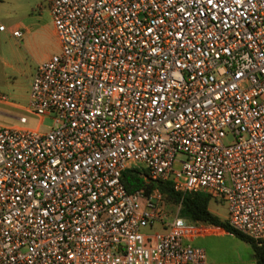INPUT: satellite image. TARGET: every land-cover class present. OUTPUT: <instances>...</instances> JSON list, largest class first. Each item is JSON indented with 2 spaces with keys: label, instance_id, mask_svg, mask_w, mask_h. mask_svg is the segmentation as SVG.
I'll return each instance as SVG.
<instances>
[{
  "label": "built area",
  "instance_id": "2783aa9c",
  "mask_svg": "<svg viewBox=\"0 0 264 264\" xmlns=\"http://www.w3.org/2000/svg\"><path fill=\"white\" fill-rule=\"evenodd\" d=\"M48 8L60 50L38 65L28 110L52 125L0 126V264H207L188 241L220 228L182 219L157 189L128 192L126 171L208 195L264 244V0Z\"/></svg>",
  "mask_w": 264,
  "mask_h": 264
},
{
  "label": "rangeland",
  "instance_id": "374dc122",
  "mask_svg": "<svg viewBox=\"0 0 264 264\" xmlns=\"http://www.w3.org/2000/svg\"><path fill=\"white\" fill-rule=\"evenodd\" d=\"M45 23V38L43 47L36 56L22 53L20 59H12V68H0V93L8 98L9 104L0 103V126L36 129L41 131L50 128V119L41 120L28 110L29 92L31 88L30 72L34 61L42 55H56L60 47L53 32L52 20L48 15V0H2L0 1V26L19 24L22 32L24 27ZM35 29V27H34ZM27 119L26 124H20L19 119ZM170 206L169 210L174 211ZM209 209L213 214L225 220L226 206L211 200ZM188 243L206 250L209 264H255L251 246L231 235H209L191 239Z\"/></svg>",
  "mask_w": 264,
  "mask_h": 264
},
{
  "label": "trees",
  "instance_id": "16d2710c",
  "mask_svg": "<svg viewBox=\"0 0 264 264\" xmlns=\"http://www.w3.org/2000/svg\"><path fill=\"white\" fill-rule=\"evenodd\" d=\"M123 183L128 192L137 189H157L163 195L166 204L179 207V216L191 223L209 225L224 230L225 233L234 236L242 242L251 246L255 264H264V244L258 245L253 240L233 230L225 220H222L209 210V203L212 200L203 193L179 194L176 193L171 181H156L145 185L142 178L133 174L132 171H126L123 174Z\"/></svg>",
  "mask_w": 264,
  "mask_h": 264
},
{
  "label": "crops",
  "instance_id": "0c3cea01",
  "mask_svg": "<svg viewBox=\"0 0 264 264\" xmlns=\"http://www.w3.org/2000/svg\"><path fill=\"white\" fill-rule=\"evenodd\" d=\"M48 15L49 17H51L49 13V8H48ZM20 28L22 27H20L19 24L8 23L6 24V30L0 31V68H6V67L12 68V62H11L12 59H20L22 53H25L29 57L36 56L40 53L43 47V38H45L44 32L46 29V24L38 22L34 24V26L32 25L29 26L28 28L24 27L25 31L23 32V36L20 39L13 38L12 31L18 29L21 30ZM53 32L55 34L54 27H53ZM52 56L53 55L44 54L39 59L34 61V66L30 72L31 83L38 65L48 60ZM217 234L229 235L225 233L224 230L222 229H219V232ZM202 249L206 253V250L204 248ZM207 264H209L208 258H207Z\"/></svg>",
  "mask_w": 264,
  "mask_h": 264
}]
</instances>
